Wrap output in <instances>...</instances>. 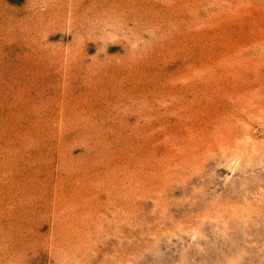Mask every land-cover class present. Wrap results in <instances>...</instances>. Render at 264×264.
Returning a JSON list of instances; mask_svg holds the SVG:
<instances>
[{"label":"rangeland","instance_id":"1","mask_svg":"<svg viewBox=\"0 0 264 264\" xmlns=\"http://www.w3.org/2000/svg\"><path fill=\"white\" fill-rule=\"evenodd\" d=\"M0 264H264V0H0Z\"/></svg>","mask_w":264,"mask_h":264}]
</instances>
